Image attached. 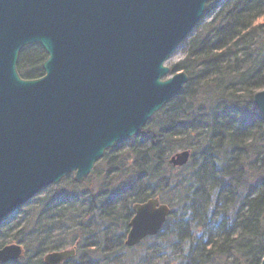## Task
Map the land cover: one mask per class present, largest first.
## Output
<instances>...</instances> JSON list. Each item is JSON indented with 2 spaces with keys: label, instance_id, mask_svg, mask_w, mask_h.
Listing matches in <instances>:
<instances>
[{
  "label": "trees",
  "instance_id": "obj_1",
  "mask_svg": "<svg viewBox=\"0 0 264 264\" xmlns=\"http://www.w3.org/2000/svg\"><path fill=\"white\" fill-rule=\"evenodd\" d=\"M264 0H208L183 41L184 88L140 134L108 149L82 184L72 175L0 225V247L44 264L46 252L75 248L61 264H260L264 257ZM47 54L22 48L17 71L43 75ZM190 152L173 167L169 158ZM158 198L171 214L158 234L124 244L135 204Z\"/></svg>",
  "mask_w": 264,
  "mask_h": 264
},
{
  "label": "water",
  "instance_id": "obj_2",
  "mask_svg": "<svg viewBox=\"0 0 264 264\" xmlns=\"http://www.w3.org/2000/svg\"><path fill=\"white\" fill-rule=\"evenodd\" d=\"M208 0H0V224L72 174L82 183L106 150L138 136L188 82L164 66L201 20ZM47 54L43 75L17 71L22 48ZM264 118V89L253 94ZM190 152L169 158L187 164ZM124 244L156 235L167 204H135ZM0 249V264L23 256ZM74 249L44 255L61 264ZM260 264H264V257Z\"/></svg>",
  "mask_w": 264,
  "mask_h": 264
},
{
  "label": "rangeland",
  "instance_id": "obj_3",
  "mask_svg": "<svg viewBox=\"0 0 264 264\" xmlns=\"http://www.w3.org/2000/svg\"><path fill=\"white\" fill-rule=\"evenodd\" d=\"M258 23H264V16L261 17L258 20ZM183 57V44L180 45L174 52L173 54L169 57V59L166 61V65L167 66H171L172 64L176 63L177 61H179L181 58ZM11 218V217H10ZM9 218V219H10ZM8 219V220H9ZM7 220V221H8ZM64 248H69V246H65Z\"/></svg>",
  "mask_w": 264,
  "mask_h": 264
}]
</instances>
